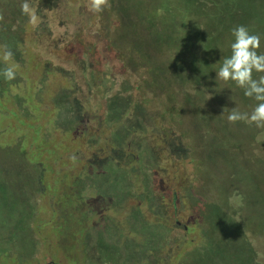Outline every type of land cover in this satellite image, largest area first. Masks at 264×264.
I'll list each match as a JSON object with an SVG mask.
<instances>
[{"label":"rangeland","instance_id":"obj_1","mask_svg":"<svg viewBox=\"0 0 264 264\" xmlns=\"http://www.w3.org/2000/svg\"><path fill=\"white\" fill-rule=\"evenodd\" d=\"M8 2L7 9L0 6V71L11 66L16 79L0 80V161H16L29 173L26 189L35 195L26 206L35 204L31 227L42 243L32 259L0 257V264L97 263V255L87 252L101 228L98 244L114 241L124 255L139 257L122 234L107 225L94 227L111 218L129 235L124 217L133 207L166 229L160 258L150 257L149 264H182L200 242V214L189 196L200 192L195 183L202 181L204 166L197 156V137L204 132L196 125L200 119L171 79L177 65L185 77L187 71L193 74L188 58L174 62L167 60L171 51L152 54L138 30L119 17L114 0L101 13L89 11V0H30L39 16L35 26L21 13L22 0ZM166 33L158 27L153 35ZM112 37L115 47L99 46ZM4 45L14 53L7 64ZM145 52L152 55L150 64ZM203 98L195 99L202 109L217 108L209 93ZM59 107L68 111L58 112ZM128 118L136 126L129 137ZM71 123L76 126L69 130L59 127ZM142 146L152 159L147 152L141 158ZM140 159L150 166L148 184L141 180ZM124 171L133 173L126 183L135 193L125 202V181L116 176Z\"/></svg>","mask_w":264,"mask_h":264},{"label":"trees","instance_id":"obj_2","mask_svg":"<svg viewBox=\"0 0 264 264\" xmlns=\"http://www.w3.org/2000/svg\"><path fill=\"white\" fill-rule=\"evenodd\" d=\"M8 1L2 0L5 4L0 6L7 9L11 6ZM114 1L120 5L119 17L138 30L137 37L143 41L145 38V44L152 54L159 57L160 53L171 51L173 57L167 60L173 59L174 62L186 57L193 73L187 71V78L184 68L177 65L176 72L171 75L183 99L190 100L191 109L195 110L200 119L196 125L204 131L203 136L197 137L200 145L197 156L204 165L199 170L206 184L196 182L195 188H200V192H192L189 196L191 206L200 214V242L189 251L182 264H264V129L242 121L228 123L227 115L231 109L237 107L241 112L251 113L257 102L249 97L243 99V89L234 82L226 84L217 81L216 73L222 59L231 55L234 28L247 27L251 34L260 36L261 45L263 43L264 46V7L261 6L264 1ZM158 27H165L168 33L155 37L153 32ZM0 35L3 36L2 33ZM113 39L104 38L105 41L100 40L99 46L109 51L115 47ZM144 55L150 64L152 55L147 52ZM110 65L116 69L114 62ZM260 75L264 73H254L253 78L258 79ZM182 76L186 78L185 83L180 79ZM204 92L212 96L217 108L202 109L200 103L203 102ZM62 96H65L64 93ZM126 99H130V96ZM195 99H201L200 103ZM55 104L59 106L56 101ZM225 108L227 110L224 113ZM58 109V112L63 113L66 108ZM110 116L114 117L113 112ZM126 122L129 128H126L125 136L129 137L136 126L130 118ZM76 124L59 127L66 131ZM118 133L123 134L121 130ZM146 152L152 159L153 153L146 146L140 149L141 158L146 159ZM140 161L142 183L148 184L150 166L143 164V159ZM7 163L0 161V257L22 262L32 259L42 243L31 227L35 204L30 206V210L26 206L27 200L32 201L35 193L26 189L27 181H31L25 168L20 169L19 164ZM132 174L124 171L116 175L125 181L124 202L129 195H135L132 192L134 187L126 183L132 179ZM98 223L94 227L107 225L112 233H120L129 239L140 256L132 258L124 255L122 247L114 241L98 244L101 228L97 241L92 243L87 252L89 256L97 255V263L94 264H149L150 257L156 260L160 258L158 252L166 242L165 226L148 221L140 209L133 207L124 217L125 225L129 226V235L111 218L102 219Z\"/></svg>","mask_w":264,"mask_h":264},{"label":"clouds","instance_id":"obj_3","mask_svg":"<svg viewBox=\"0 0 264 264\" xmlns=\"http://www.w3.org/2000/svg\"><path fill=\"white\" fill-rule=\"evenodd\" d=\"M109 6V0H89V11L101 13ZM21 13L28 17V22L35 26L39 20L30 0H22ZM234 42L231 44V55L223 58L217 73V81L224 83L234 82L243 89L244 95L253 98L257 104L251 113L241 112L237 107L231 109L227 115L229 124L246 122L254 124L257 128L264 129V75L258 79L253 78L254 73H264V54H259L261 39L259 35L251 34L245 26H238L232 30ZM13 51L8 45L3 46L2 59L7 64L13 58ZM0 75L6 81L16 79L13 67L7 66ZM227 108L223 110L225 111ZM224 115V114H223ZM222 115V116H223Z\"/></svg>","mask_w":264,"mask_h":264}]
</instances>
